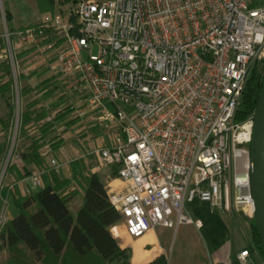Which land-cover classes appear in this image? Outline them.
<instances>
[{"label":"built area","instance_id":"obj_1","mask_svg":"<svg viewBox=\"0 0 264 264\" xmlns=\"http://www.w3.org/2000/svg\"><path fill=\"white\" fill-rule=\"evenodd\" d=\"M68 13L65 23L9 32L10 61L16 77L47 61L68 108L107 135L91 153L116 171L108 198L127 234L201 226L188 210L197 200L253 220L256 112L238 113L251 72L264 66V0H76ZM41 155L61 166L52 144ZM43 174L34 170L35 186ZM259 254L250 245L237 259L259 264Z\"/></svg>","mask_w":264,"mask_h":264},{"label":"crops","instance_id":"obj_2","mask_svg":"<svg viewBox=\"0 0 264 264\" xmlns=\"http://www.w3.org/2000/svg\"><path fill=\"white\" fill-rule=\"evenodd\" d=\"M73 2L67 3L62 1V5L59 6V0H56V12L61 13L62 8L70 7ZM59 17L60 15L55 19ZM20 54L19 59H21L22 65H26V59L29 56L27 55L28 53ZM45 62L47 61L31 65L33 69L29 76L32 75L31 78H33L34 76L40 75V72L44 71L43 65H46L45 67L50 65L48 62V65ZM46 71L48 73L50 72L48 79L55 80L57 83L56 86L58 87L60 81L55 70L50 67ZM25 75V79H27L28 75ZM47 84L49 83H45V85L43 84L36 88L33 87L35 85L31 86L30 84L23 85L22 87L30 86L32 88V91L28 95L23 96L24 98L27 99L29 96L32 99L38 98L40 100L39 106L47 108L49 110L48 114H50L55 110L56 103L63 96H56L53 99L49 97V89L45 87ZM63 112H59L56 116L54 121L55 125L46 137V143L52 144L55 156L61 163L59 168L50 167L42 155L41 164L36 162L26 163L18 155L19 153L12 160L16 163V167L13 170H9V177L13 183L7 187H3L0 192V203L2 202L4 204L2 206L5 211H7V197L10 192L12 193L14 208L9 207L8 220L19 213L16 201L20 196H27L38 192L46 185L58 186L62 194L69 197L70 209L75 214L77 220L84 215L82 213L84 209H87L98 220L105 219L110 215V206L106 205V202H108L107 182L115 176V169L109 166H101L97 157L91 153L94 147L101 146L107 142L108 137L104 135L97 125L86 128L83 125L85 123L84 120L77 117L69 108ZM62 114L64 116L57 119ZM31 125H35L37 132L40 131L41 125L35 121L27 124L24 128ZM55 132L57 134L51 137L50 135ZM55 144H58V146H54ZM37 167H44L42 186H35L32 181V173ZM188 210L195 220H199L202 223L201 226L193 223L198 232L197 244L200 242L198 245L201 252L198 258L195 255L191 256L193 252L191 250L189 256L188 253L185 256L184 251L180 258L181 260L178 262L172 260L169 254L171 238L169 228L158 227L139 238H131L127 234L126 229L123 231V236H114L123 248L129 247L132 249V264H147L162 253L167 255L169 264H240L237 259V254L242 249L254 245L249 230V223L251 221L244 214H242V219L244 220L242 221L240 217L213 210L209 203L198 200L190 204ZM1 215L0 219H2ZM118 226L122 228L121 230L125 228L123 224ZM136 256L140 257L139 263L135 261ZM260 259H264L261 253L258 259L259 264H261Z\"/></svg>","mask_w":264,"mask_h":264},{"label":"trees","instance_id":"obj_3","mask_svg":"<svg viewBox=\"0 0 264 264\" xmlns=\"http://www.w3.org/2000/svg\"><path fill=\"white\" fill-rule=\"evenodd\" d=\"M62 1L68 3L75 0ZM37 5L42 13L56 12V0H37ZM11 19L9 15L8 21L10 22ZM26 53L29 51H24L20 55ZM0 67L5 74L13 72L12 65L8 61L0 62ZM25 78V74L19 75L20 81ZM263 79L264 69L255 67L243 94L238 113L239 119H245L256 112ZM31 91L30 86H24L21 87L20 94L26 96ZM39 104L38 98L26 103L25 110L21 114L22 129L32 121L38 123L47 117L49 110ZM9 107L12 114L14 107L11 104ZM62 116L64 114L57 119ZM0 122L5 127H9L8 122L6 124L3 119H0ZM54 125V121L44 123L34 137L28 152L18 154L16 151L14 154H18L26 163L41 164L40 149L46 143L47 134ZM4 148L1 146L0 151ZM15 167L16 163L11 161L8 169L13 170ZM114 174L116 175V171ZM69 201V197L63 195L58 186L53 185H46L38 192L20 196L16 201L19 213L8 220L0 231V240L9 252L6 264H114L116 262L131 264L130 251L123 248L114 236L113 226L120 222V215L111 205L109 198L110 215L102 220H98L87 209L82 211L84 215L77 220L70 209ZM249 230L254 246L264 258V247L255 221L249 223ZM147 264H169V260L167 255L162 253Z\"/></svg>","mask_w":264,"mask_h":264},{"label":"rangeland","instance_id":"obj_4","mask_svg":"<svg viewBox=\"0 0 264 264\" xmlns=\"http://www.w3.org/2000/svg\"><path fill=\"white\" fill-rule=\"evenodd\" d=\"M75 3V2H73ZM72 3V4H73ZM62 5V0H59V6ZM60 12H55L54 14L50 13H42L37 5V0H0V62H9L10 61V48H9V40H8V33L19 30L22 28L29 27L30 25H37L46 21H52L57 18L59 15L64 20L62 22H66L70 15L68 13V8H62ZM12 17L11 21H8V17ZM67 19V20H66ZM94 54L93 56L98 55V47H94ZM16 51V50H15ZM18 52V51H17ZM21 52V51H20ZM85 57L88 58V54L85 53ZM47 64V62H45ZM12 65V64H11ZM48 65V64H47ZM43 65V70L41 71L40 75L31 76L28 75V78L24 81L19 80L20 68L17 69V77L15 71L12 66L13 72L11 74H5L4 70L0 67V119L7 124L9 127H5V125L0 122V147L4 146L5 149L0 152V192L3 187H7L11 185L13 182L10 180L9 177V164L10 162L15 159L16 151L18 153L28 152L30 145L32 144L34 137L37 135V128L35 125L28 126L26 128L20 127L21 122V114L25 110V104L28 100H31L32 97H28L27 99L21 96L20 89L23 85L30 84L35 85L33 87H40V85H45L49 89V97L52 99L56 96H63L60 98L59 102L55 105V110H59L60 113H64L68 109L67 102H64L67 94L64 95L65 89L60 84L57 87V83L55 80L48 79L49 73L46 71L48 70L51 65L45 67ZM260 70L264 69L263 65H258ZM44 73V74H43ZM45 81V82H44ZM52 81V82H51ZM8 84V87H7ZM57 87V88H56ZM65 98V99H64ZM68 99V98H67ZM13 105L14 111L11 114L9 105ZM57 106V107H56ZM18 117H20V122L18 125ZM58 131V130H57ZM61 131V130H60ZM59 132V131H58ZM63 133V131H62ZM54 134L50 135L51 137ZM4 205L2 202L0 203V230L2 227L7 223L9 219L8 211L9 207L14 208V202L12 199V193L10 192L7 197L6 203V210L3 209ZM106 205H109L106 202ZM242 212L234 210L231 215H235L242 219ZM242 221H244L242 219ZM251 220V222H253ZM121 221L118 222L116 225L113 226V233L115 236H123V231L125 228L121 230L118 225H121ZM123 227V226H122ZM162 229V228H161ZM171 238H170V245H169V254L174 262H178L181 260L182 253L185 251V256L190 255L191 250H193L192 255H195L196 258L200 255L201 249L199 248V243L197 244V230L194 224H184L178 230L170 229ZM130 251V262L132 264V249L126 247ZM0 264H6L7 258L9 256V252L6 248L3 247L2 241L0 240ZM202 255V254H201ZM190 256V257H191ZM140 257L136 256V262L139 263ZM114 264H123L122 262H116Z\"/></svg>","mask_w":264,"mask_h":264},{"label":"water","instance_id":"obj_5","mask_svg":"<svg viewBox=\"0 0 264 264\" xmlns=\"http://www.w3.org/2000/svg\"><path fill=\"white\" fill-rule=\"evenodd\" d=\"M251 184L255 202L254 221L264 247V79L251 142Z\"/></svg>","mask_w":264,"mask_h":264}]
</instances>
